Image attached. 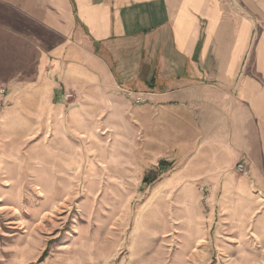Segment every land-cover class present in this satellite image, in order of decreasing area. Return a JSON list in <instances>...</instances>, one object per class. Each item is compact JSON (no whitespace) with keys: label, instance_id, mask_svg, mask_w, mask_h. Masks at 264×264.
Masks as SVG:
<instances>
[{"label":"crops","instance_id":"crops-1","mask_svg":"<svg viewBox=\"0 0 264 264\" xmlns=\"http://www.w3.org/2000/svg\"><path fill=\"white\" fill-rule=\"evenodd\" d=\"M0 80L17 113L67 84L134 121L264 249V0H0Z\"/></svg>","mask_w":264,"mask_h":264},{"label":"rangeland","instance_id":"rangeland-1","mask_svg":"<svg viewBox=\"0 0 264 264\" xmlns=\"http://www.w3.org/2000/svg\"><path fill=\"white\" fill-rule=\"evenodd\" d=\"M0 88V264H264L261 241L237 239L240 222L134 121L107 127L67 84L50 113H17Z\"/></svg>","mask_w":264,"mask_h":264},{"label":"built area","instance_id":"built-area-1","mask_svg":"<svg viewBox=\"0 0 264 264\" xmlns=\"http://www.w3.org/2000/svg\"><path fill=\"white\" fill-rule=\"evenodd\" d=\"M5 93H6L5 89H1L0 90V94L1 95H5ZM71 96H72L71 94L67 95L68 98L71 97ZM134 101H135L136 104H142V103L145 102V99L142 96H137ZM0 107H2V103L1 102H0ZM236 168H237V171L239 173L244 174V175L246 174L245 166L243 164H238Z\"/></svg>","mask_w":264,"mask_h":264}]
</instances>
